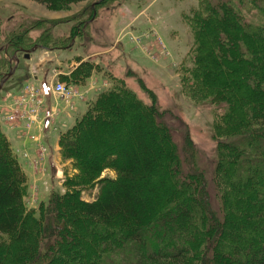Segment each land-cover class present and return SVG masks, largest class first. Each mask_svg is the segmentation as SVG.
Masks as SVG:
<instances>
[{"label": "trees", "instance_id": "trees-1", "mask_svg": "<svg viewBox=\"0 0 264 264\" xmlns=\"http://www.w3.org/2000/svg\"><path fill=\"white\" fill-rule=\"evenodd\" d=\"M32 1L56 11L85 0ZM81 23L70 29V40L82 33ZM188 24L194 56L184 69V92L195 104L212 106L219 235L230 237L214 236L204 177L181 172L173 132L156 125L157 109L140 102L128 107L134 98L114 88L99 93L60 138L65 153L91 154L92 137L110 130L104 152L78 158V187L91 186L104 170L116 175L97 181L92 202L81 199V190L51 194L35 217L23 203L24 173L0 134V264H264V0H200ZM20 38L9 41L10 59L32 48ZM48 39L55 44L45 30L32 46L48 49ZM54 44L50 48H62ZM5 65L13 69L15 63L4 58L0 74ZM93 68L84 62L59 80L76 86ZM123 100L126 114L118 107ZM242 213L248 215L243 227L237 226ZM109 247L118 252L107 254Z\"/></svg>", "mask_w": 264, "mask_h": 264}, {"label": "rangeland", "instance_id": "rangeland-1", "mask_svg": "<svg viewBox=\"0 0 264 264\" xmlns=\"http://www.w3.org/2000/svg\"><path fill=\"white\" fill-rule=\"evenodd\" d=\"M199 1L85 0L69 8L51 11L32 0H0V63L4 58L12 60L9 56V41L14 35L17 39L21 37L20 42L25 49L33 48L36 46L32 45L46 30L55 38V44L62 46L59 49L50 48L54 42L48 39V43H51L49 48H37L28 54V59L24 58L22 50L18 54L15 52L13 56L16 54L17 66L9 69L5 65L0 74L1 81L16 68L0 89V134L9 143L24 173L27 188L23 203L27 210L35 213V217L38 209L48 203L51 194L64 195L81 190V199L92 202L98 193L97 181L115 178L113 171L104 170L93 181L92 188L76 185L82 176L78 168L79 159L86 161L92 154L104 152V146L111 144L106 141V134L110 130L92 137V146L95 148L91 154L81 149L71 154L65 153L60 138L85 113L88 104L99 93L118 88L126 90L134 98L133 101L126 103L123 100L118 104L124 114L128 112L126 107L122 109L124 103L133 107V104L140 102L157 109L156 125L161 130L169 127L173 132L181 172L204 177L202 191L208 196V210L217 221L214 236L221 235L219 231L223 220L214 179L213 150L216 143L211 136L212 106L207 102L197 105L187 98L182 81L183 76L186 78L188 75L184 69L192 67L194 56L188 18L199 7ZM80 22H83L79 26L82 33L70 40V29ZM64 37L67 38L65 42ZM84 62L93 64L90 76L76 86H68L63 82L72 89L73 95L68 101L54 95V108L49 115L51 120L44 121L46 111L40 94L38 97L35 95V99L29 97L39 104L36 107L34 102L33 111L29 108L28 98L24 107L16 108L15 100L22 89L28 86L33 91L39 86L44 88V78L46 83L60 82L58 73L75 70ZM219 64L223 73L226 68L221 62ZM28 74L38 79H25ZM225 75L223 77L230 81L229 76ZM14 109L22 111V115H15ZM11 115L15 117L13 120L8 119ZM112 124L117 126L118 122L108 126ZM185 134L190 138L192 150L185 144ZM48 160L54 164V172L49 171ZM173 161L171 156L168 163L172 164ZM247 216L243 213L237 215L241 223L237 226H245ZM241 229L231 234L236 236ZM259 233L263 239L264 234L261 231ZM229 237V234H225V237L221 235L219 240ZM78 243L81 242L77 240L74 248H78ZM243 248V244L237 247V253L240 254L242 251L239 249ZM112 249L107 248V254L110 251L118 252ZM103 253L99 251L98 255Z\"/></svg>", "mask_w": 264, "mask_h": 264}, {"label": "built area", "instance_id": "built-area-1", "mask_svg": "<svg viewBox=\"0 0 264 264\" xmlns=\"http://www.w3.org/2000/svg\"><path fill=\"white\" fill-rule=\"evenodd\" d=\"M22 91H21L20 95L17 96L18 99L15 98L16 99L15 101L17 102L16 108L18 106L20 108L24 107V105H26L25 104L26 98H28V103H30L29 104V108L31 107V110L33 111V104L36 101V100H34L35 99V95L38 97V94H40L41 95V99L43 100L44 91L42 89H40V88L37 89L36 91L35 90L33 91L28 86L24 90L22 89ZM50 91H51V94L56 95V96H60L63 100H67V101L73 95L72 89L67 88L63 82H59V81H56L55 83H53V85L50 86ZM29 97L30 98L34 97V99H30ZM38 105L39 104H37V101H36V105L35 106L37 107ZM14 113H15V115L16 114H19V115L21 114L22 115V111L19 112V109H14ZM46 117L50 118L49 115H47ZM14 118L15 117L13 115H11L8 119L9 120H13Z\"/></svg>", "mask_w": 264, "mask_h": 264}, {"label": "crops", "instance_id": "crops-1", "mask_svg": "<svg viewBox=\"0 0 264 264\" xmlns=\"http://www.w3.org/2000/svg\"><path fill=\"white\" fill-rule=\"evenodd\" d=\"M69 71L70 70H68V71H66V72H60V73H58V75L57 76H67L68 74H69ZM72 71V70H71ZM70 71V72H71ZM31 72V71H30ZM30 75V78L33 80H37L38 79V77L37 76H31L32 74H29ZM44 78V77H43ZM27 79H28V76H27ZM44 83H46L45 82V78H44ZM43 83V86H46L45 84ZM46 84H48V82L46 83ZM51 85H53V82L51 83ZM49 86H50V83H49ZM54 97V95L53 94H51V91H50V89H48V91L46 92V94H45V97H43V102H44V107H45V111L46 112H50V111H52V109L54 108V100L52 99ZM52 100H53V102H52ZM58 104V103H57ZM3 108V107H2ZM44 111V112H45ZM44 121H45V119H44ZM49 158V157H48ZM47 164H48V169H49V171H51V172H54V170H55V166H54V164L51 162V160H48V162H47Z\"/></svg>", "mask_w": 264, "mask_h": 264}, {"label": "water", "instance_id": "water-1", "mask_svg": "<svg viewBox=\"0 0 264 264\" xmlns=\"http://www.w3.org/2000/svg\"><path fill=\"white\" fill-rule=\"evenodd\" d=\"M37 49V47H33L30 51H23L24 52V58L28 59L29 58V53L30 52H34ZM15 56V55H14ZM16 58V57H15ZM18 63V59H15V64ZM12 70L5 76V78L3 80L0 81V89L2 88L3 84L5 83V81L11 76L12 74Z\"/></svg>", "mask_w": 264, "mask_h": 264}]
</instances>
